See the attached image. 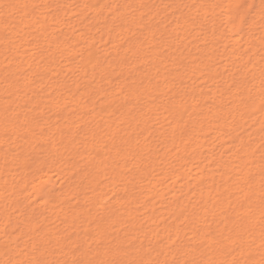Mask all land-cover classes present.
Returning a JSON list of instances; mask_svg holds the SVG:
<instances>
[{
  "label": "bare ground",
  "instance_id": "bare-ground-1",
  "mask_svg": "<svg viewBox=\"0 0 264 264\" xmlns=\"http://www.w3.org/2000/svg\"><path fill=\"white\" fill-rule=\"evenodd\" d=\"M0 264H264V0H0Z\"/></svg>",
  "mask_w": 264,
  "mask_h": 264
},
{
  "label": "rangeland",
  "instance_id": "rangeland-1",
  "mask_svg": "<svg viewBox=\"0 0 264 264\" xmlns=\"http://www.w3.org/2000/svg\"><path fill=\"white\" fill-rule=\"evenodd\" d=\"M62 4V3H61ZM55 25H47V30L46 32H51L52 31V28H54ZM62 146V144H61ZM63 151V150H61ZM15 152V151H13ZM30 187V186H29ZM27 191H28V188L22 193V196L20 198V200L18 201V204L17 206H15L16 209H19L21 210V212H16L13 217L17 214H26L28 213V211H31V209L34 207L33 206V203H34V197H31L29 198V196L27 195ZM27 195V196H26ZM38 217V220H40L39 218V214L37 215Z\"/></svg>",
  "mask_w": 264,
  "mask_h": 264
}]
</instances>
